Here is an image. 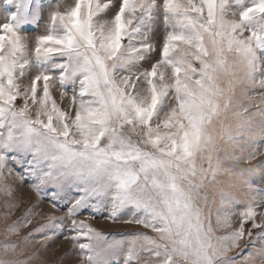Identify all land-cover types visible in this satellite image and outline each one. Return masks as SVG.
<instances>
[{"label":"snow or ice","instance_id":"1","mask_svg":"<svg viewBox=\"0 0 264 264\" xmlns=\"http://www.w3.org/2000/svg\"><path fill=\"white\" fill-rule=\"evenodd\" d=\"M262 144L264 0H0V264H264Z\"/></svg>","mask_w":264,"mask_h":264},{"label":"rangeland","instance_id":"2","mask_svg":"<svg viewBox=\"0 0 264 264\" xmlns=\"http://www.w3.org/2000/svg\"><path fill=\"white\" fill-rule=\"evenodd\" d=\"M67 3H72L73 0H66ZM43 31V25L41 26V29L37 33H32L31 35H37L40 32ZM55 94V93H54ZM57 98H58V94ZM262 150H264V144H262ZM264 158V157H258L257 160ZM254 161L253 163H255ZM22 191L24 192L25 196L27 197V203L23 204L20 209L17 210L16 213L13 214V216L10 218L12 220L16 219L17 216L21 215L27 207H31L32 203L35 202V194L31 193L30 190L28 189L27 185L23 186ZM243 207V205H241ZM50 209V204L47 201H41L39 204V207L36 209L37 215L33 219V224L29 225L28 228L22 229L21 235H24L27 233V231L34 227L35 225H38L40 223L45 222V216L40 215V213H45L47 214ZM62 214V213H59ZM123 219H128V216H124ZM94 226L98 227L99 229L103 230L106 233H126V232H131V231H146L142 229L138 225H129V224H124L122 221H118L116 223H112L110 220H105L103 217L98 218L94 222ZM67 231H65L64 235H67ZM151 234V233H149ZM117 238H120L119 236ZM41 237L39 235L34 237V243L39 241ZM244 241H242V247H243ZM39 244H37V248H39ZM239 249H236L235 252H238ZM66 252H72V245L71 243L64 239V236H57L54 237V242L50 241L49 242V250L45 254V258L48 259L49 264H76L80 260L79 255H72L69 256L68 259L62 260L61 258L64 256ZM235 252L232 254L234 255Z\"/></svg>","mask_w":264,"mask_h":264}]
</instances>
